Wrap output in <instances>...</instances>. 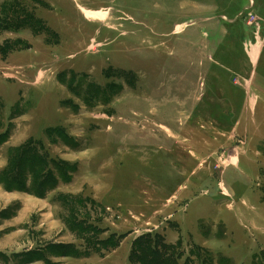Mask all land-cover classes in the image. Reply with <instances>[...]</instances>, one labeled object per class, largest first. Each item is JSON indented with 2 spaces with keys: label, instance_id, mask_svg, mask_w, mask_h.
<instances>
[{
  "label": "rangeland",
  "instance_id": "374dc122",
  "mask_svg": "<svg viewBox=\"0 0 264 264\" xmlns=\"http://www.w3.org/2000/svg\"><path fill=\"white\" fill-rule=\"evenodd\" d=\"M141 238L264 264V0H0V264Z\"/></svg>",
  "mask_w": 264,
  "mask_h": 264
},
{
  "label": "trees",
  "instance_id": "16d2710c",
  "mask_svg": "<svg viewBox=\"0 0 264 264\" xmlns=\"http://www.w3.org/2000/svg\"><path fill=\"white\" fill-rule=\"evenodd\" d=\"M149 241L150 239L147 241L144 238L136 241V247L133 251L135 255H133V258H136L137 264H179V258L177 257V253L173 247L161 253L157 251L156 247H154L152 242ZM142 254L144 257L141 258ZM193 255L195 258L200 257V254L193 253ZM201 263L205 264V261L202 260Z\"/></svg>",
  "mask_w": 264,
  "mask_h": 264
},
{
  "label": "crops",
  "instance_id": "0c3cea01",
  "mask_svg": "<svg viewBox=\"0 0 264 264\" xmlns=\"http://www.w3.org/2000/svg\"><path fill=\"white\" fill-rule=\"evenodd\" d=\"M54 87H56V86H54ZM54 87H53V88H54ZM53 88H52V89H53ZM54 89H55V88H54Z\"/></svg>",
  "mask_w": 264,
  "mask_h": 264
}]
</instances>
